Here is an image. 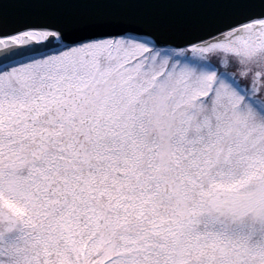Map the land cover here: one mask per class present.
Here are the masks:
<instances>
[{
  "label": "snow or ice",
  "instance_id": "snow-or-ice-1",
  "mask_svg": "<svg viewBox=\"0 0 264 264\" xmlns=\"http://www.w3.org/2000/svg\"><path fill=\"white\" fill-rule=\"evenodd\" d=\"M0 264H264V0H0Z\"/></svg>",
  "mask_w": 264,
  "mask_h": 264
}]
</instances>
